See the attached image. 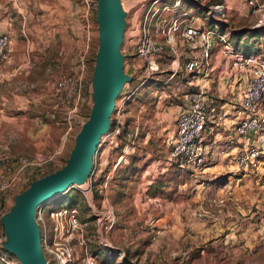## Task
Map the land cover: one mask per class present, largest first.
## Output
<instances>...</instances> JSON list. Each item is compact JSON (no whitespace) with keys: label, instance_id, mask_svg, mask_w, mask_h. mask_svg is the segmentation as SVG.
I'll use <instances>...</instances> for the list:
<instances>
[{"label":"rangeland","instance_id":"374dc122","mask_svg":"<svg viewBox=\"0 0 264 264\" xmlns=\"http://www.w3.org/2000/svg\"><path fill=\"white\" fill-rule=\"evenodd\" d=\"M193 1L204 9L200 12L190 8L187 3L191 2H184L180 7L193 18L201 19L213 4L220 3L226 10L228 8L225 18L218 24L221 33L249 29L258 19V14L246 6L248 0ZM150 2L120 0L125 13L120 52L125 59H130L127 48L135 42L139 20ZM255 4L264 14V0H255ZM88 17L92 25L89 53L87 60L82 57L80 70L76 71H81L85 86L82 106L72 118L78 121L86 118L91 107L90 77L97 47L95 12L90 10ZM212 25V22L204 23L206 28ZM158 42L162 49L158 70L131 97H126L123 89H132L138 82L127 60L124 64V73L131 81L124 85L110 116V123L113 122V128H118L119 134L114 139L106 136L98 144L88 177L91 199L85 186L70 188L50 201L43 212L48 207L55 210L75 206L84 224L86 247L97 264H264V176L244 174L226 165L192 176L178 172L180 176L154 197L143 192L147 188L142 180L143 169L154 160L162 162V152L167 157L170 151L167 134L175 118L170 105H177V100L189 91L185 81L190 76L182 70L185 60L173 56L163 38L158 37ZM251 47V56L264 60V37ZM180 52L187 53L188 50L178 47V54ZM174 61L179 63L180 70L171 77ZM67 110L62 118L55 114V117L40 114L47 117L43 121L48 124L45 131L51 138V143L46 141L40 152L47 155L62 146L60 163L48 173L63 166L79 129L74 125L61 144ZM55 123L58 126L54 127ZM121 131L125 133L119 138ZM146 141L148 143L142 145ZM144 152L149 155L146 159ZM169 167V164L161 163L151 181ZM2 173L0 166V176L5 177ZM27 184L0 196V205L3 204L7 211L13 197ZM102 201L112 208L114 215L113 229L107 235L114 254L102 248L95 237L97 217L93 214L100 213L103 217Z\"/></svg>","mask_w":264,"mask_h":264},{"label":"built area","instance_id":"2783aa9c","mask_svg":"<svg viewBox=\"0 0 264 264\" xmlns=\"http://www.w3.org/2000/svg\"><path fill=\"white\" fill-rule=\"evenodd\" d=\"M184 2L185 0H151L139 20L136 40L127 48L130 59H123V70L127 60L126 63L130 65L138 84L132 89L124 88L123 93L125 92L126 97L133 96L157 72L158 61L162 55L158 37L164 39L173 56L185 60L182 70L191 78L202 74L213 48L219 44L220 54L229 60L231 68L246 75V84L239 100L242 117L233 125L232 137L225 140L220 154L227 155L237 171L264 176V60L257 56L245 57L235 52L229 42V34L219 32L218 24L225 18L226 10L222 4L210 5L199 21V18H193L188 12L180 10ZM78 3L83 10L82 31L90 39L92 25L88 16L90 10L95 12V0H78ZM246 6L251 12L258 14L252 29L264 28V14L256 7L255 0H248ZM206 22H212L213 25L206 28ZM9 44V37L0 32V63L8 59ZM178 47H184L188 52L178 54ZM174 62L171 66V77L180 70L179 63ZM81 75V71L61 75L51 86L52 96L64 102L68 109L64 117L65 130L61 144H64L74 125L80 128L86 120L72 119L79 113L83 103L85 86ZM211 104V97L203 89L182 95L179 111L174 118V135L167 156L169 164L178 163L190 174L199 173L207 167V152L202 133L207 115L214 112ZM225 117L226 113H221L218 119ZM118 134L119 130L115 127L101 139L106 136L114 139ZM61 154L62 146L47 155L36 152L21 158L1 156L0 166L5 177L0 176V196L16 186L25 185L32 178L48 174L51 168L60 163ZM89 184L87 179L82 186H85L91 199ZM48 204L38 206L35 210L40 248L46 263L97 264L86 247L84 224L80 221L77 208L70 205L51 210L48 207L43 212ZM3 206L0 205V216L6 212ZM100 209L104 210L103 217L100 213L93 214L97 217L95 237L102 248L112 249L107 240L115 222L112 208L102 201ZM3 239V234H0V244ZM0 263L19 264L14 257L3 252L1 247Z\"/></svg>","mask_w":264,"mask_h":264},{"label":"crops","instance_id":"0c3cea01","mask_svg":"<svg viewBox=\"0 0 264 264\" xmlns=\"http://www.w3.org/2000/svg\"><path fill=\"white\" fill-rule=\"evenodd\" d=\"M82 13L78 0H0V32L10 40L8 59L0 63V157L29 156L43 150L46 141L51 143L45 131L48 124L43 121L47 117L40 114L62 118L67 109L64 102L52 96L51 86L61 75L80 70L83 56L87 60L90 39L82 31ZM220 50L218 45L213 48L208 65L197 77L183 71L190 76L185 81L188 92L203 89L211 97L214 110L207 115L202 133L208 163L199 174L226 165L237 171L220 151L242 117L239 100L246 75L231 68ZM177 101V105H170L175 115L181 98ZM221 113L226 117L219 120ZM167 135V144H171L173 125ZM144 155L145 159L149 156ZM162 155L164 161L154 160L143 169L145 187L151 184L161 163L169 164L164 151Z\"/></svg>","mask_w":264,"mask_h":264},{"label":"water","instance_id":"95a60500","mask_svg":"<svg viewBox=\"0 0 264 264\" xmlns=\"http://www.w3.org/2000/svg\"><path fill=\"white\" fill-rule=\"evenodd\" d=\"M95 24L97 47L90 77L91 107L74 135L68 157L61 168L30 182L15 195L11 206L0 216L4 238L0 247L19 264H47L40 248L35 210L87 181L100 139L110 130L115 100L131 81L124 73V56L120 52L125 28L120 0H95Z\"/></svg>","mask_w":264,"mask_h":264},{"label":"trees","instance_id":"16d2710c","mask_svg":"<svg viewBox=\"0 0 264 264\" xmlns=\"http://www.w3.org/2000/svg\"><path fill=\"white\" fill-rule=\"evenodd\" d=\"M190 8H193L194 10L200 11L201 9H204V7H201L199 4L196 3H187ZM264 37V28H249V29H242L237 31H231L229 32V40L232 41L231 44L235 50V52L242 54L243 56H251L252 53V45L258 43L259 39ZM121 48V47H120ZM121 51V49H120ZM87 117V116H86ZM110 129H113L114 125L113 122L110 123ZM125 133V131H121V135ZM65 163V162H64ZM170 167L162 174H160L156 180L151 182L150 185L146 188L147 195L154 197L156 192H162L163 189L167 188L169 186V183L179 175L178 172L184 173L185 175L189 176L191 175L188 171L181 168L178 163H171L169 165ZM174 169V170H172ZM52 173V172H50ZM48 173V174H50ZM47 175V174H45ZM44 175V176H45ZM180 176V175H179ZM42 177V176H41ZM40 178V177H39ZM38 178L31 179L28 184L25 186V188L29 185L30 182L36 180ZM24 188V189H25ZM23 189V190H24ZM22 190V191H23ZM21 191V192H22ZM112 254L115 252L112 249H109Z\"/></svg>","mask_w":264,"mask_h":264},{"label":"bare ground","instance_id":"6f19581e","mask_svg":"<svg viewBox=\"0 0 264 264\" xmlns=\"http://www.w3.org/2000/svg\"><path fill=\"white\" fill-rule=\"evenodd\" d=\"M82 186V185H81Z\"/></svg>","mask_w":264,"mask_h":264}]
</instances>
